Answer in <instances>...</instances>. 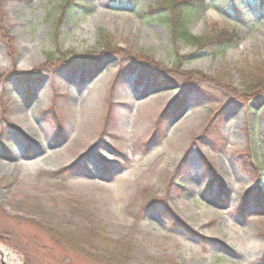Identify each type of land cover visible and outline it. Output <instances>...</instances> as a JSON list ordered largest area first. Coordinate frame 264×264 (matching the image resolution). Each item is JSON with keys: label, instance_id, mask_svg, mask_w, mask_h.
Here are the masks:
<instances>
[{"label": "rangeland", "instance_id": "374dc122", "mask_svg": "<svg viewBox=\"0 0 264 264\" xmlns=\"http://www.w3.org/2000/svg\"><path fill=\"white\" fill-rule=\"evenodd\" d=\"M161 1L0 0L19 264H264V0L195 10L192 35L238 33L222 49L173 40Z\"/></svg>", "mask_w": 264, "mask_h": 264}, {"label": "trees", "instance_id": "16d2710c", "mask_svg": "<svg viewBox=\"0 0 264 264\" xmlns=\"http://www.w3.org/2000/svg\"><path fill=\"white\" fill-rule=\"evenodd\" d=\"M205 1L206 0H162L154 7V9L159 8L162 11V14H158L155 20H159L168 26L173 40H183L195 46L197 49L206 47L222 49L234 44L238 40V33L236 31H228L212 26L201 36H195L189 32L187 24L191 16H193L195 10L205 4ZM67 69L73 71L74 66H70ZM263 89V81L259 84L258 81L251 80L247 87H245V91L257 93L258 95L264 94ZM263 201L260 200L259 205L263 204ZM171 217L173 218V215Z\"/></svg>", "mask_w": 264, "mask_h": 264}, {"label": "bare ground", "instance_id": "6f19581e", "mask_svg": "<svg viewBox=\"0 0 264 264\" xmlns=\"http://www.w3.org/2000/svg\"><path fill=\"white\" fill-rule=\"evenodd\" d=\"M29 59V58H28ZM27 165L23 163H10L6 160L0 159V171H14L17 169H24ZM0 260L6 264H19L16 255L8 248L0 244Z\"/></svg>", "mask_w": 264, "mask_h": 264}, {"label": "water", "instance_id": "95a60500", "mask_svg": "<svg viewBox=\"0 0 264 264\" xmlns=\"http://www.w3.org/2000/svg\"><path fill=\"white\" fill-rule=\"evenodd\" d=\"M0 263H1V264H6L5 262H3V261H1V260H0Z\"/></svg>", "mask_w": 264, "mask_h": 264}]
</instances>
